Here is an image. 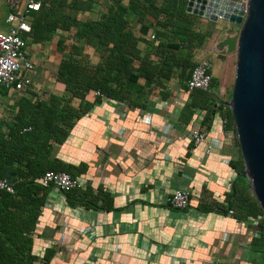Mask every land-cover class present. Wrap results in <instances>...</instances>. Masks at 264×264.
Instances as JSON below:
<instances>
[{
  "label": "crops",
  "instance_id": "0c3cea01",
  "mask_svg": "<svg viewBox=\"0 0 264 264\" xmlns=\"http://www.w3.org/2000/svg\"><path fill=\"white\" fill-rule=\"evenodd\" d=\"M37 1L42 6L28 21L38 23L50 37L25 36L34 63L32 86L19 93L0 90V131L16 121L20 98L44 103L58 98L60 107H71L79 115L71 116L62 142H50L49 159L57 165H84L77 175L82 187L106 191L112 203L108 209L100 208V202L94 208L70 204L52 188L36 224L33 253L41 256L53 247L48 264H264V214L237 218L222 209L236 177L230 161L240 154L234 131L225 127L221 116L229 108L212 106L207 124L202 123L204 110L189 115L185 105L191 90L185 88L180 68L169 78L152 82L138 77L134 84H124L121 101L99 103L92 91L85 100L67 101L64 84L56 78L60 63L74 59L96 65L104 49L95 40L85 43L78 38L77 26L64 27L54 19L67 18L65 24L71 19L100 21L128 9L129 0H65L63 8L53 0ZM154 1L159 6L164 0ZM7 13L0 0V31L7 27ZM124 18L133 35L149 43L151 35L163 31L149 14L140 18L128 10ZM227 29L234 32L236 26L195 15L190 30L194 38L184 42L193 51L194 64L202 58L210 61L217 85L208 89L216 106L229 100L231 90L226 94V88L233 83L231 54L217 50ZM148 45L139 42L141 54L146 51L158 64ZM139 64L133 61L135 68ZM84 102L89 104L86 110ZM191 129L204 130V141L193 144ZM13 146L10 140L0 143L1 168ZM177 189L189 192L185 209H174L168 202Z\"/></svg>",
  "mask_w": 264,
  "mask_h": 264
},
{
  "label": "trees",
  "instance_id": "16d2710c",
  "mask_svg": "<svg viewBox=\"0 0 264 264\" xmlns=\"http://www.w3.org/2000/svg\"><path fill=\"white\" fill-rule=\"evenodd\" d=\"M53 1L59 7H65V0ZM128 3V9L96 22L71 19L65 24L67 18L54 19L61 21L64 27L77 26L78 38L85 43L95 40L104 49V54L96 65L83 64L74 59L60 63L56 78L64 84L67 101L71 98L85 100L91 91L99 92L100 95L95 96V101L99 103L105 99L121 101L124 84H134L138 77L152 82L158 78H169L177 68H180V75L183 74L187 89L186 80L194 61L191 47L184 45V42L194 38L190 30L195 15L186 11V0H164L159 6L154 0H129ZM41 6L42 2L37 10ZM128 10L140 18L148 14L157 18L155 25L163 31H156L154 40L150 43L135 37L124 18ZM32 12L36 14L34 11L30 14ZM160 15L163 16L162 20L158 19ZM29 33L35 40L50 37L34 22L30 24ZM139 42L149 44L150 53L157 57L158 64L151 62L146 51L141 54ZM134 60L140 61L136 68L133 66ZM215 85L217 81L212 78L209 87ZM212 101L214 98L209 89H192L190 101L185 108L190 109L189 115L197 108L204 110L206 114L202 123L207 124L212 112ZM17 104L16 121L8 125L6 131H0L2 145L9 140L14 144L10 160H4V166L0 167V177L6 178L14 189L13 193L0 190V264H48L55 254L53 247L47 248L41 256L32 251L40 211L53 188L44 185L41 177L47 170L64 171L71 177H77L83 171L81 168L84 165H57L49 159L50 142H62L68 136L71 116L79 114L66 105L60 107L61 101L56 97H51L48 103L20 98ZM80 105L78 110L81 109ZM88 105L84 102L83 109L86 110ZM221 116L225 127L234 131L230 111H221ZM11 161H15L17 167H11ZM230 167L235 171L236 177L222 209L231 211L237 218L263 215L251 194L249 184L241 176L244 166L240 154L237 159L230 161ZM84 188H74L62 193L70 204L80 203L94 208L100 202V208H109L112 197L106 191L99 189L94 193L89 188Z\"/></svg>",
  "mask_w": 264,
  "mask_h": 264
},
{
  "label": "water",
  "instance_id": "95a60500",
  "mask_svg": "<svg viewBox=\"0 0 264 264\" xmlns=\"http://www.w3.org/2000/svg\"><path fill=\"white\" fill-rule=\"evenodd\" d=\"M186 11L236 26L225 31L218 51L235 54L228 101L244 170L241 176L264 214V0H187Z\"/></svg>",
  "mask_w": 264,
  "mask_h": 264
},
{
  "label": "built area",
  "instance_id": "2783aa9c",
  "mask_svg": "<svg viewBox=\"0 0 264 264\" xmlns=\"http://www.w3.org/2000/svg\"><path fill=\"white\" fill-rule=\"evenodd\" d=\"M8 9L5 18L6 29L0 31V90L10 89L16 93L23 92L32 86L34 63L26 51L25 36L30 32L28 21L31 11L37 10L40 2L37 0H2ZM154 36L151 35L150 38ZM211 63L207 59L198 60L191 69L186 80L189 90H208L212 79ZM95 95H100L98 91ZM107 100V99H105ZM189 136L193 144H199L205 139V131L191 129ZM44 185H50L57 191H67L82 187L78 177H71L59 170H47L41 177ZM0 190L13 193L12 184L0 177ZM189 192L175 190L168 202L174 209H185L189 205Z\"/></svg>",
  "mask_w": 264,
  "mask_h": 264
},
{
  "label": "rangeland",
  "instance_id": "374dc122",
  "mask_svg": "<svg viewBox=\"0 0 264 264\" xmlns=\"http://www.w3.org/2000/svg\"><path fill=\"white\" fill-rule=\"evenodd\" d=\"M231 75H232V80L231 81H233L234 79V74H235V59H236V56H235V54H231ZM231 90V87L229 86V87H227L226 88V94H228L229 93V91Z\"/></svg>",
  "mask_w": 264,
  "mask_h": 264
}]
</instances>
